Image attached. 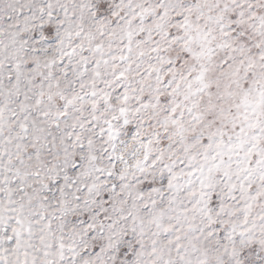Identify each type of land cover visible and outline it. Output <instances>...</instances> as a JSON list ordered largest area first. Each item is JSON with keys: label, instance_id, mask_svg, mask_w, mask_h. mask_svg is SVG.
I'll return each instance as SVG.
<instances>
[{"label": "snow or ice", "instance_id": "obj_1", "mask_svg": "<svg viewBox=\"0 0 264 264\" xmlns=\"http://www.w3.org/2000/svg\"><path fill=\"white\" fill-rule=\"evenodd\" d=\"M0 264H264V0H0Z\"/></svg>", "mask_w": 264, "mask_h": 264}]
</instances>
